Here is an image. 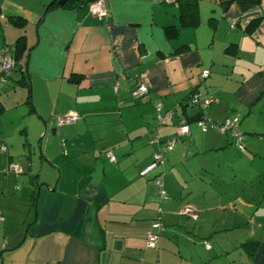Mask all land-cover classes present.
<instances>
[{"label":"crops","instance_id":"0c3cea01","mask_svg":"<svg viewBox=\"0 0 264 264\" xmlns=\"http://www.w3.org/2000/svg\"><path fill=\"white\" fill-rule=\"evenodd\" d=\"M58 1L0 0V50L19 64L0 73L3 264H264V0H191L194 23L179 1L106 0L103 17ZM201 113L237 117L243 149Z\"/></svg>","mask_w":264,"mask_h":264},{"label":"built area","instance_id":"2783aa9c","mask_svg":"<svg viewBox=\"0 0 264 264\" xmlns=\"http://www.w3.org/2000/svg\"><path fill=\"white\" fill-rule=\"evenodd\" d=\"M155 1L171 2L175 0H155ZM105 4H106V0H93L88 3L89 12L92 15H95L98 17L106 16L107 12L105 8ZM14 63L15 62L11 55L10 49L8 47L3 48L0 51V72L8 74L14 69ZM207 74L208 72H204L203 73L204 77L207 76ZM146 93H147V89L144 85H138L131 91V95L134 99L145 98ZM188 100L192 105L197 106L200 112L204 111L210 105L209 99L202 98L200 94L196 92H192L189 95ZM161 107H162L161 104H156L155 106V109L157 112V120L159 124L162 123L163 121L162 120L163 117L160 114ZM78 117L79 115L77 114V112H72V113H69L63 116H59L58 123L71 124V123H74ZM238 123L239 121L237 117L226 119L224 122H214L211 119H209L206 115H204L203 113H201L199 117L196 119V124L203 131H206L209 127H214V128H217L218 131L222 133H226V132L230 133L232 142L236 144L240 148V150H242L244 146L243 144L244 137H243L242 132L239 129ZM188 131H189L188 124L185 121H180L175 127L174 134L171 137L166 138L163 141V146L158 151L154 152L151 163L146 168L142 169L140 171V174L145 175L152 169L156 168L159 164H161L163 161V153L167 150H170L176 143L178 137L187 133ZM154 138H156L154 140L159 141L158 136H154ZM107 156L110 158V160L112 161L115 160L114 156L110 152H108ZM19 171L20 170L17 165L11 164V165H8L3 170V173L5 174L11 173V172L18 173ZM158 185L161 187L160 181H158ZM161 193L163 194L162 190H161ZM182 212L193 218L196 217V213L188 205L182 209ZM163 228H164L163 224L159 221L152 223V230L147 233V238H146L147 247L149 248L156 247L159 232L163 230ZM0 264H3L1 253H0Z\"/></svg>","mask_w":264,"mask_h":264},{"label":"trees","instance_id":"16d2710c","mask_svg":"<svg viewBox=\"0 0 264 264\" xmlns=\"http://www.w3.org/2000/svg\"><path fill=\"white\" fill-rule=\"evenodd\" d=\"M93 1V0H92ZM175 1H179V3H180V7H181V19H182V21H184V22H186V23H194V22H196L197 21V12H196V8H195V3L194 2H191V0H175ZM256 2V0H238V3L240 4V7L242 8V9H245V8H247V7H249V6H251L252 4H254ZM17 21V20H16ZM18 23L19 24H22V21H18ZM25 36H20L18 39H17V41H16V44H15V49H18L22 44H23V38H24ZM9 48L10 49V51H11V55H12V48H10L9 46H4L3 48ZM2 48V49H3ZM1 49V50H2ZM0 50V51H1ZM12 57H13V55H12ZM14 59V69L16 68V67H18L19 68V64L17 63V61H16V58L14 57L13 58ZM13 69V70H14ZM12 70V71H13ZM0 73H2V75H3V77L5 76V75H8V74H10V72L8 73V74H5V73H3V72H0ZM5 80V79H4ZM199 117V116H198Z\"/></svg>","mask_w":264,"mask_h":264},{"label":"water","instance_id":"95a60500","mask_svg":"<svg viewBox=\"0 0 264 264\" xmlns=\"http://www.w3.org/2000/svg\"><path fill=\"white\" fill-rule=\"evenodd\" d=\"M65 1H66V0H59L58 3H59V4H62V3H64Z\"/></svg>","mask_w":264,"mask_h":264},{"label":"rangeland","instance_id":"374dc122","mask_svg":"<svg viewBox=\"0 0 264 264\" xmlns=\"http://www.w3.org/2000/svg\"><path fill=\"white\" fill-rule=\"evenodd\" d=\"M38 147V145H36Z\"/></svg>","mask_w":264,"mask_h":264}]
</instances>
